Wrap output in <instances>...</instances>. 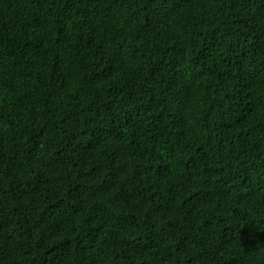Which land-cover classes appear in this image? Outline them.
<instances>
[{"label": "trees", "instance_id": "1", "mask_svg": "<svg viewBox=\"0 0 264 264\" xmlns=\"http://www.w3.org/2000/svg\"><path fill=\"white\" fill-rule=\"evenodd\" d=\"M0 264H264V0H0Z\"/></svg>", "mask_w": 264, "mask_h": 264}]
</instances>
